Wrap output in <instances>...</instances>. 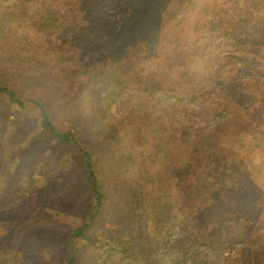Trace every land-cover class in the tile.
Returning <instances> with one entry per match:
<instances>
[{
	"label": "rangeland",
	"instance_id": "rangeland-1",
	"mask_svg": "<svg viewBox=\"0 0 264 264\" xmlns=\"http://www.w3.org/2000/svg\"><path fill=\"white\" fill-rule=\"evenodd\" d=\"M22 1L0 0V84L48 101L56 127L92 153L106 198L90 221L96 201L82 152L42 128L34 103L0 93V264H264V12L243 16L251 0L111 2L108 26L123 25V10L146 11L143 61L111 67L86 106L67 99L77 100L66 82L58 91L41 76L56 69L62 79L50 80L62 81L103 64L95 44L45 34L25 20ZM68 1L37 0L32 17L65 14ZM14 72L24 85L9 80ZM125 72L171 91L135 92ZM218 81L243 85L221 99ZM221 155L243 162L240 188L221 184ZM216 204L235 216L220 249L203 245L217 235Z\"/></svg>",
	"mask_w": 264,
	"mask_h": 264
},
{
	"label": "trees",
	"instance_id": "trees-1",
	"mask_svg": "<svg viewBox=\"0 0 264 264\" xmlns=\"http://www.w3.org/2000/svg\"><path fill=\"white\" fill-rule=\"evenodd\" d=\"M148 1V0H146ZM184 1L189 0H181ZM37 2V0H23L22 4L26 6L25 12L29 13L26 21L32 22L35 27L38 29L42 28L43 32H47L49 36H54L55 34H60V41H70L74 39H81L83 41H88V44H95L93 46V52L95 59H100V61H104L103 64H99L96 67L89 66L87 67L82 74L79 76H73L71 79L67 76L68 73L63 72L64 79L62 81L52 82L50 78H61L59 74L55 72L52 73H43L41 78H44L49 81L50 84H54L57 86V90L61 91V87L63 81L66 82L69 87L68 91L73 92L75 90L76 102L71 98L70 95H67V99L73 103L79 105L82 101L85 102V105L91 104L96 95H99V91L104 87L105 81L110 80L112 76V72L110 68L115 66L120 73L127 71V69H131L132 65L130 62L132 61H143V56L139 57V54L143 53V47L146 43V33L149 29V17L146 11L138 12L137 10H132V12H126L124 14V10L118 14L123 21V25L120 27L108 26L103 23V14H106L108 11V7H110V3L114 2L119 5L120 8L124 9L126 5L123 0H71L66 4L67 13L60 14L56 11H44L43 5L41 4V9L43 12L39 14V18L34 19L32 17V9L33 4ZM141 5L146 4L145 0H141ZM250 10L245 11L244 15H248L250 13L254 14V16H261L260 14L264 12V0H251L248 4ZM76 8V9H75ZM245 10V8H244ZM26 17V16H24ZM117 29H114V28ZM113 28V29H111ZM110 32L116 33L117 35L122 33V40L116 41L113 40ZM21 37H27V35L22 34ZM114 42L115 45H111ZM97 45V46H96ZM92 53V52H91ZM109 55L117 56L118 58L113 56L112 63H106ZM101 63V62H100ZM89 69V70H88ZM88 70V73L86 74ZM45 75V76H44ZM125 77V81H131V83H136L134 91L135 92H144L150 91L154 93L157 90L164 91V89L171 91V88L168 87L167 81H150L144 82L141 78L138 79V82H135V79L139 78L138 73H134L133 75H128L127 72L123 74ZM78 77V78H77ZM62 79V78H61ZM11 82L16 83L17 85H24L25 78L22 76L20 72H14L11 74L10 79ZM77 80V82L75 81ZM72 81H74L72 83ZM122 83L124 82L123 80ZM232 84V85H230ZM225 84L224 81H218V85L220 86V98L226 99L227 92H232V94L236 95L239 90L242 88L243 84L231 83ZM53 86V85H52ZM53 86V93H55ZM246 86V85H245ZM228 87V88H227ZM0 93L7 94L10 101L14 104H17L21 107H26V100L31 101L37 106L42 115L41 126L46 131H49L51 134L56 136L57 138L70 142L74 144L83 154L85 158L86 168L92 179L93 188L92 194L96 201V209L92 214L90 221H94L97 216L100 215V210L103 205V201L105 200V195L102 192V183L99 177V170L95 160L93 159L92 153L85 148L79 138L74 134L71 128L67 130H59L54 124V118L51 110L48 108V101L44 99H37L32 97L31 99L21 98L16 91V89L12 85L0 84ZM66 100V99H65ZM93 103V102H92ZM227 111V106H225V112ZM227 113V112H226ZM229 114H227L228 116ZM214 162L217 168V171H221L222 180L220 179L221 184L224 188L229 189H237L240 188L245 183V175L242 173L243 162L239 160L237 157H227V156H216L214 158ZM216 212L213 216V220L215 221V226L217 227V235L214 237L212 241H204L203 245L213 248L220 249L225 243L222 240V236L224 233L230 230V223L235 217L233 213L228 212L222 208L220 204L215 205ZM214 208V209H215ZM90 226V222L82 224L76 231L75 236L82 237L84 230ZM114 240V238H112ZM121 244H124V248H126L127 244L124 243V240L121 239L119 241ZM264 253V249L263 252ZM264 255V254H263ZM264 262V258L262 260ZM68 264H76L74 258H71Z\"/></svg>",
	"mask_w": 264,
	"mask_h": 264
}]
</instances>
